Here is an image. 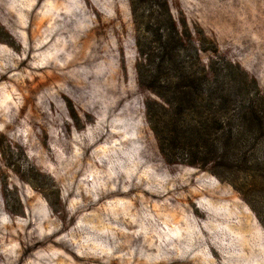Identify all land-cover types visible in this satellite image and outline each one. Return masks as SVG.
I'll return each instance as SVG.
<instances>
[{"label": "rangeland", "instance_id": "rangeland-1", "mask_svg": "<svg viewBox=\"0 0 264 264\" xmlns=\"http://www.w3.org/2000/svg\"><path fill=\"white\" fill-rule=\"evenodd\" d=\"M168 1L190 70H210L206 84L227 73L237 90L201 116L166 106L159 138L199 130L214 144L213 119L247 101L264 112V0ZM136 8L0 0V264H264V130L232 141L226 167L205 163L204 144L195 166L161 152L136 80Z\"/></svg>", "mask_w": 264, "mask_h": 264}, {"label": "trees", "instance_id": "trees-1", "mask_svg": "<svg viewBox=\"0 0 264 264\" xmlns=\"http://www.w3.org/2000/svg\"><path fill=\"white\" fill-rule=\"evenodd\" d=\"M132 14L138 10L136 6L146 7L142 9L147 15L143 16L145 25L142 32L135 30V51L137 58L135 61V73L137 85L148 95L145 99V114L147 121L150 123L153 133L156 135L160 144V151L164 150L170 156L191 157L193 163L199 162L198 155L192 150H197L202 144L206 146L205 163L210 164L212 161L214 167L224 166L225 162H235L236 154L231 149L230 143L241 138L249 127L253 131L262 134L264 130V112L255 101H247L245 105L236 111L235 117H230L224 123L220 119H213L208 124V129L214 133H220L215 139L214 144L207 145L204 135L193 131L185 136L186 131L180 132L174 129L175 137L173 146L166 141H160L159 135L160 112L165 111L166 106H174V116L191 114L196 116L202 115L203 105L210 103L213 98L220 100L224 93L232 94L236 92L235 80L226 74L216 73V77L210 83L204 82L206 74L210 71L201 67L199 76L190 70V66L197 63L196 51L193 55H186L185 47L190 42V33L184 21H175L171 15L170 4L168 0H130ZM150 8V9H149ZM60 56V55H59ZM95 55L85 59V62L92 61ZM62 59L63 57L60 56ZM73 60L71 64H74ZM61 72L60 67L56 68ZM88 74V75H87ZM93 75L87 70H83L77 76ZM199 77V78H198ZM256 85L254 80H251ZM241 89V88H240ZM255 109V110H254ZM73 118H76L74 113ZM219 136L226 138L223 148H218L215 144ZM189 138L196 140L193 144L188 141ZM213 146V148L211 147ZM182 149V153L174 152L176 149ZM202 148V146H201ZM184 154V155H182ZM230 166V164H228Z\"/></svg>", "mask_w": 264, "mask_h": 264}]
</instances>
